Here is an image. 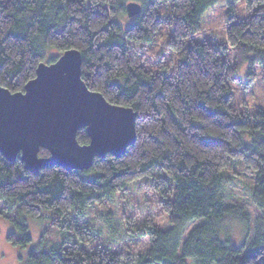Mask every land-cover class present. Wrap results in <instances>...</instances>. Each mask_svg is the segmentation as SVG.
Wrapping results in <instances>:
<instances>
[{"label":"trees","instance_id":"obj_1","mask_svg":"<svg viewBox=\"0 0 264 264\" xmlns=\"http://www.w3.org/2000/svg\"><path fill=\"white\" fill-rule=\"evenodd\" d=\"M239 1L225 0V34L216 41L202 34V16L217 0H142L126 25L120 20L129 16L124 0H0L3 87L24 91L40 64L76 49L89 89L138 114L137 140L127 152L96 155L85 170L54 164L33 173L20 154L12 161L0 153L1 213L21 232L11 231L8 240H33L22 216L53 217L41 237L48 248H32L24 264H189L188 257L194 264H264V232L237 246L230 219L243 220L248 229L250 213L223 196V171L241 163L257 175L252 205L264 208V108L251 112L235 104L236 88L242 91L237 84L247 87L257 65L264 77V0H245L247 14L236 20ZM163 31L171 66L167 72L146 69L131 55L130 43L150 45ZM245 60L246 81L238 76ZM77 138L90 141L85 128ZM155 174L153 187L162 192L170 227L145 218L136 231L149 237L147 251L112 250L84 211Z\"/></svg>","mask_w":264,"mask_h":264},{"label":"water","instance_id":"obj_2","mask_svg":"<svg viewBox=\"0 0 264 264\" xmlns=\"http://www.w3.org/2000/svg\"><path fill=\"white\" fill-rule=\"evenodd\" d=\"M141 8L136 1L126 4L131 18ZM82 63L81 52L69 49L40 64L24 91L12 92L0 82V153L6 159L14 161L20 154L33 173L54 164L85 170L96 155L120 157L136 142L138 114L90 90ZM84 128L90 141L81 144L77 134ZM41 148L50 154L40 156Z\"/></svg>","mask_w":264,"mask_h":264},{"label":"rangeland","instance_id":"obj_3","mask_svg":"<svg viewBox=\"0 0 264 264\" xmlns=\"http://www.w3.org/2000/svg\"><path fill=\"white\" fill-rule=\"evenodd\" d=\"M7 1V0H4ZM139 2L142 0H124L125 3ZM236 16L234 19H242L246 14V2L241 0L236 6ZM227 6L225 0H217L210 9L206 10L202 16L204 35H211L216 41L223 39L226 29ZM132 19L129 16L121 17V22L125 25ZM214 34V35H213ZM166 34L163 31L162 37L152 44L130 43L131 55L137 59L144 68H151L156 71L167 72L171 63L170 55L173 53L171 49L166 47ZM51 54L58 55L57 51L51 50ZM250 65L247 60L242 63V68L238 73L244 81L248 79L247 76ZM255 79L245 87L243 84L237 85L242 89H237L235 104L241 109L250 110L251 112L264 108V77L262 76V69L260 65L255 67ZM235 89V90H236ZM249 141V137H246ZM224 190L223 196L227 204H243L250 213V227L247 229L246 222L243 220L232 218L228 225L232 235V241L237 246H242L243 242H253L254 239L263 236L264 232V208L259 210L251 203V191L256 183L257 175L252 169H248L244 164H229L228 168L223 171ZM155 174L152 179L141 178L130 184V186L118 193H114L102 204L95 207H87L83 215L85 220L91 222L99 230V239L108 245L112 250L125 251L136 254V252H145L149 247V237L147 235L140 236L136 231L137 227L145 218L152 219L161 229L170 227L168 212L162 207L161 198L162 192L157 187H153L155 182ZM172 197V195L170 196ZM2 200H0V264H24L28 259L29 252L36 247L40 250L48 248L42 245V235L45 227L51 220L52 211L46 212L42 218L22 216V220L27 224L29 234L32 236V241L27 244H16L8 240V235L11 231L18 232L20 230L5 214L1 213ZM130 217L132 226H127L124 222V217ZM261 217V218H260ZM110 221V222H108ZM200 221L197 220L191 224L189 229L197 225ZM134 225V226H133ZM133 227L132 233L130 228ZM97 237V238H98ZM54 238V237H53ZM141 243L139 250L134 248L136 243ZM189 264H194L196 259L188 257Z\"/></svg>","mask_w":264,"mask_h":264}]
</instances>
